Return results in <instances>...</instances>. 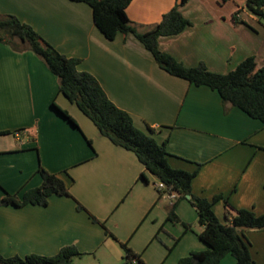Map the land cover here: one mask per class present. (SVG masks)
Segmentation results:
<instances>
[{
    "label": "crops",
    "instance_id": "obj_1",
    "mask_svg": "<svg viewBox=\"0 0 264 264\" xmlns=\"http://www.w3.org/2000/svg\"><path fill=\"white\" fill-rule=\"evenodd\" d=\"M176 1L132 0L126 13L144 31L159 23ZM245 2L188 0L180 10L191 25L161 36L159 47L185 66L204 63L218 73L229 72L250 55L258 67L264 66V26ZM237 11L241 22L234 19ZM0 12L15 14L60 53L79 58L78 68L98 80L137 128L165 143L171 167L197 170L191 191L208 200L221 196L213 211L222 223H228V211L264 213L260 120L223 103L217 91L163 70L132 33L107 39L84 2L0 0ZM0 92L23 101L28 113L16 131L4 122L9 113L0 111V131L11 132L0 135V186L16 193L40 185V165L58 174L69 189V195L53 194L45 205H0L1 254L51 256L74 245L82 253L79 259L131 264L120 245L126 243L145 264H178L191 251L205 248L197 235L203 226L188 199L176 204L180 221L168 220L176 194L161 192L158 180L132 151L101 135L59 92L57 77L35 53L0 43ZM53 101L77 127L51 107ZM141 172L147 181L139 179ZM245 236L255 247L253 260L264 264V231L250 229ZM219 264L236 261L228 254Z\"/></svg>",
    "mask_w": 264,
    "mask_h": 264
},
{
    "label": "trees",
    "instance_id": "obj_2",
    "mask_svg": "<svg viewBox=\"0 0 264 264\" xmlns=\"http://www.w3.org/2000/svg\"><path fill=\"white\" fill-rule=\"evenodd\" d=\"M71 1L84 2L91 7L93 22L107 39L113 40L118 33H132L163 70L195 86L204 85L217 91L223 103L240 108L264 124V66L258 67L254 56L245 57L227 73H218L209 70L204 63L185 66L159 47L161 36L178 34L191 25V21L180 10L188 0H177L159 23L144 31L138 30L127 16L126 8L132 0ZM245 7L258 16L264 26V0H246ZM234 19L241 22L236 15ZM0 43L8 45L13 51L29 50L40 57L57 77L59 92L92 121L101 135L114 145L132 151L145 171L164 184L161 192L176 194L177 198L167 215L168 220L180 221L175 213L176 204L181 199H188L196 209L199 222L203 226L197 235L205 248L191 251L180 258L178 264H219L228 254L234 257L236 264H257L251 256L250 242L245 231H264V213L256 214L247 208L237 209L234 214L228 211V223H222L213 211V203L221 196L217 195L208 200L194 195L191 191V183L197 170L187 171L171 167L165 143H158L150 133L137 128L131 115L109 99L98 80L91 73L78 68L79 58L60 53L30 24L21 21L16 15L0 13ZM51 107L77 127L66 110L58 107L54 101ZM8 133L11 132L0 131V135ZM88 142L90 143L89 140ZM37 172L41 177V184L36 187L10 193L0 186L3 191L0 205H45L53 194L69 195L68 186L58 174L49 172L40 165ZM139 179L147 181L144 172L140 173ZM77 208L83 207L77 204ZM91 218L96 221L94 217ZM184 226L190 227L189 224ZM120 245L126 262L145 264L140 254L134 252L126 243ZM80 255L82 253L74 245H67L51 256H4L0 253V264H72L73 259Z\"/></svg>",
    "mask_w": 264,
    "mask_h": 264
},
{
    "label": "rangeland",
    "instance_id": "obj_3",
    "mask_svg": "<svg viewBox=\"0 0 264 264\" xmlns=\"http://www.w3.org/2000/svg\"><path fill=\"white\" fill-rule=\"evenodd\" d=\"M219 1L223 2L224 0H219ZM226 9H228V7H225L224 11H226ZM239 11L235 12V15L239 14L240 13ZM0 13L1 14H13V13H6V12H0ZM259 23L263 24V21L260 18H259ZM261 28H263V27H261ZM0 111L7 113V114L9 113L8 118L7 119L5 118L4 122H6L8 125H10L12 127H15V129H20L21 123H24V121H26L25 119L28 115V113L26 112L27 110L24 107L23 101H21L17 98H14V96H12V95L8 96L2 92H0ZM10 140L12 141L13 139L10 138ZM253 250H255V247H253L251 244L250 245V252L252 253ZM76 258L73 259L72 264H100V262L98 260L94 259L91 256H83L81 259H79V258L76 259ZM124 262H125V260L122 261V263H124ZM111 263L115 264V262H113V261Z\"/></svg>",
    "mask_w": 264,
    "mask_h": 264
},
{
    "label": "built area",
    "instance_id": "obj_4",
    "mask_svg": "<svg viewBox=\"0 0 264 264\" xmlns=\"http://www.w3.org/2000/svg\"><path fill=\"white\" fill-rule=\"evenodd\" d=\"M157 187H158L159 190H162L164 188V184L161 183V182H158L157 183ZM172 195L174 196V193H172Z\"/></svg>",
    "mask_w": 264,
    "mask_h": 264
}]
</instances>
